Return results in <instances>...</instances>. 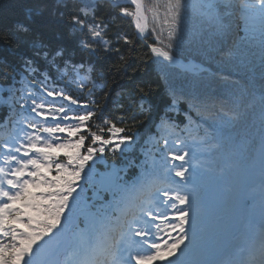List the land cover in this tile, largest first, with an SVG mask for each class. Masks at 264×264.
I'll return each mask as SVG.
<instances>
[{"label": "snow or ice", "instance_id": "obj_1", "mask_svg": "<svg viewBox=\"0 0 264 264\" xmlns=\"http://www.w3.org/2000/svg\"><path fill=\"white\" fill-rule=\"evenodd\" d=\"M0 109V264H264V0H27ZM209 175L238 227H202Z\"/></svg>", "mask_w": 264, "mask_h": 264}, {"label": "trees", "instance_id": "obj_2", "mask_svg": "<svg viewBox=\"0 0 264 264\" xmlns=\"http://www.w3.org/2000/svg\"><path fill=\"white\" fill-rule=\"evenodd\" d=\"M26 2L27 0H0V17H6L8 21L18 18L22 14L23 5ZM118 23L120 27L123 28L124 31L128 32L131 36H133V38H135L136 30L134 28V25L129 23V21L126 18L123 19L122 21H119ZM240 35H243V33H240ZM149 42H152L151 38H149ZM136 47L140 55H145L146 53H148V50L146 46H144L142 41L139 44H137ZM254 50L258 53V48ZM187 54L188 53L186 46L185 55ZM195 58L197 60L199 59V57H195ZM181 59H184V57H181ZM258 62L259 60L257 56V63ZM171 71L172 70L170 69H161L160 67L154 64H149L141 67L138 79L144 78L151 81H156L159 83V85L163 86L164 85V80L162 78L163 74L166 72L170 73ZM243 75L244 73L243 71H241L240 76L242 77ZM173 79L179 82L181 77L173 76ZM109 83L115 89V92H120L122 89L126 90L131 85V82L127 79V77L118 75L115 72L109 74ZM241 83H244L243 79L241 80ZM98 95L102 96V93ZM117 98L118 97L114 93L113 100ZM224 99H228L227 94L224 95ZM6 111H7L6 109H0V120L3 119V116L6 113ZM111 113H112V105L110 104L109 111L106 113V115H110ZM180 119H183V117H181ZM253 119L256 118L253 117ZM138 131H140L141 133L144 131L142 125L139 127ZM136 154L139 155V150H137ZM203 193H204L205 201L208 200L210 203V210L216 213L220 211L219 214H223L222 210L224 209L226 203L223 182L217 180L214 176L209 175L205 179L203 185Z\"/></svg>", "mask_w": 264, "mask_h": 264}, {"label": "rangeland", "instance_id": "obj_3", "mask_svg": "<svg viewBox=\"0 0 264 264\" xmlns=\"http://www.w3.org/2000/svg\"><path fill=\"white\" fill-rule=\"evenodd\" d=\"M202 227L209 232H214L224 227H227L229 230H231V229H234L235 227H238V225L234 220L229 221L226 218L213 221L210 219L209 215H206V217L204 218Z\"/></svg>", "mask_w": 264, "mask_h": 264}, {"label": "bare ground", "instance_id": "obj_4", "mask_svg": "<svg viewBox=\"0 0 264 264\" xmlns=\"http://www.w3.org/2000/svg\"><path fill=\"white\" fill-rule=\"evenodd\" d=\"M257 212H259V200H257L256 205H255V215L257 214Z\"/></svg>", "mask_w": 264, "mask_h": 264}]
</instances>
